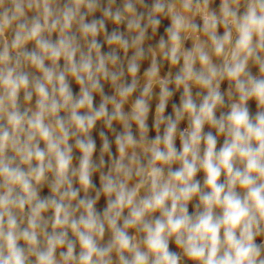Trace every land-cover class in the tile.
<instances>
[{"label": "clouds", "instance_id": "obj_1", "mask_svg": "<svg viewBox=\"0 0 264 264\" xmlns=\"http://www.w3.org/2000/svg\"><path fill=\"white\" fill-rule=\"evenodd\" d=\"M102 2L0 0V264H264V0ZM162 17L167 38L145 48ZM98 122L116 153L101 131L97 161Z\"/></svg>", "mask_w": 264, "mask_h": 264}, {"label": "rangeland", "instance_id": "obj_2", "mask_svg": "<svg viewBox=\"0 0 264 264\" xmlns=\"http://www.w3.org/2000/svg\"><path fill=\"white\" fill-rule=\"evenodd\" d=\"M152 2H153V0H145V3L147 5H149V7L151 6ZM122 3H123V0H116L115 7H122ZM219 5H220V0H214V2L211 5V8L218 12ZM103 6H106V0H103L102 7ZM138 12H146V9L141 8V7L138 6ZM242 12H243V8L241 9V13ZM29 15L31 16L32 14L30 13ZM101 18H102V13L100 11H97L96 13L93 14V16L88 17L87 20L90 22L92 19H101ZM196 23L199 24V25H202V20L199 17H197L196 18ZM168 26H170V20L168 18H163L162 17L161 18V25H160V27H159V29H158V31H157L155 36L152 35L151 29H149L148 35H149L150 39H148L146 41L145 48H147L149 45L155 47L157 45V43L159 41V38L161 36H164L165 38H167L166 37V33H165V29ZM106 28H107V31L109 33H111L113 30H118V31L124 32L126 34V24H121L119 26V28L117 29L116 25H114L110 21H106ZM219 33L221 35L223 34V28L222 27L219 29ZM55 38L56 37H55V34H54L53 35V39H55ZM98 41L101 42L102 44H104V47L102 48V51H104V52L110 51L108 46L104 43L103 36L98 37ZM191 46L192 45H191V41L190 40L185 42V48H190ZM27 47H28L29 50H31L34 47V45L29 44ZM117 51H118V54L121 56V59H123L124 58V54H123L122 50H117ZM130 55H131V50L129 51V56ZM61 64H63V61H61ZM149 66H150V59H147V60L143 61L141 63V70H140L139 75L142 76L144 70L147 67H149ZM169 70H171L173 72V74H175V72L178 71V68L170 69L169 65L167 64V62H164L163 63V67L161 69V75H165ZM251 70H252L253 75H258V68L252 67ZM128 82H130V78H128ZM71 87L73 89L74 94H78L79 86L75 83V81H71ZM170 88H172L174 90L175 86L174 85H170ZM226 90H227V81L223 82L222 85H221V91L222 92H226ZM104 91H105V93L107 95H112L113 94V89L111 88L110 84H108V83L104 84ZM139 91L140 90L138 89L137 92L133 94V99H135V97L139 95ZM182 91H183L182 89H180L179 91H174V95L169 100L168 105L166 107L165 116L173 114L172 105L173 104L179 105L180 95L182 94ZM196 91H199V89L193 88V94L194 95H195ZM157 92H158V88H157ZM33 103H34V101H33ZM99 103H100V97H99V95H96L95 98H94V104L96 106H98ZM156 103H158V100L154 97L153 101L151 102V105H150V112H149V116H148V120H147L148 127H149V138L150 139L154 138L155 135H156L155 128L153 126L154 125V118H155ZM248 107H249V110H250V114H252L254 116L256 111H257V106H256L255 101L254 100L253 101H249ZM129 110H130L129 106L126 105L125 106V111H129ZM220 111H227V109L225 108V109L219 110L217 112V116H219ZM113 127L116 129L117 132H120V131L123 130L122 126H120L119 124H116V123H114ZM179 127H180L181 130L186 128L187 127V120L182 121ZM101 131H104L106 133V135L108 136L109 140L112 142V151H113L114 154L116 153L115 134L112 133L111 131H109L103 125L102 122H98L96 127L94 128V130L92 132V137H93V139L96 142V152L94 153V160H97V161H98V158H99L100 149L102 147V140L100 139V135H99V133ZM204 131L205 132L212 131L213 134H215V130L209 128L208 126H205ZM133 133L138 136V131H137L135 125H133ZM162 133H163V127L161 128V134ZM222 144H223V137L221 136L219 138V140H218L217 148L219 149V147H221ZM41 146H43V145H41ZM176 147L178 149L180 148V141H179L178 137H177V140H176ZM79 155H80V153L77 150H74V163L78 162V160L76 158H78ZM105 160L106 161L108 160L107 156H105ZM173 167L175 168V167H178V166L174 165ZM106 171H107V166L105 167V172ZM203 178H204V174L202 172L198 173L196 179L200 180L201 183H202L203 182ZM221 179H223V177ZM93 182L96 184L97 187H99V174L98 173L94 174ZM76 186L78 187V184ZM40 194H41L42 197L47 196V195L50 194L49 189L47 188V186H45L41 190ZM81 195H83V193H81ZM93 195H94V193H93ZM196 202L197 201L194 200L192 203L189 204V212L190 213L194 212L193 205ZM105 207H106V199L102 196L100 201L97 204V209H98V211L102 212ZM105 239H107V235H106ZM262 241H264V237H258L256 242L259 244ZM170 249L173 250V251H177V248H176L174 242H170ZM77 251H78V248H77ZM184 264H189V262L185 261Z\"/></svg>", "mask_w": 264, "mask_h": 264}]
</instances>
